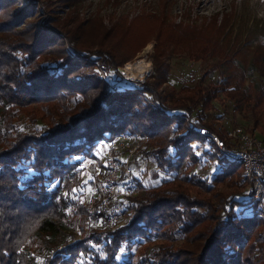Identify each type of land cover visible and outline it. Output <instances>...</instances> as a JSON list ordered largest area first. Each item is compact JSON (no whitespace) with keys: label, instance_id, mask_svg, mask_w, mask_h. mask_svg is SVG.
Instances as JSON below:
<instances>
[{"label":"trees","instance_id":"16d2710c","mask_svg":"<svg viewBox=\"0 0 264 264\" xmlns=\"http://www.w3.org/2000/svg\"><path fill=\"white\" fill-rule=\"evenodd\" d=\"M21 1L0 0V264H264V203L248 193L243 165L212 154L216 144L199 135L201 128L217 131L206 116L222 94L243 128L264 140V51L247 72L234 54L227 57L215 82L112 91L100 69L116 81L125 60L111 43L88 52L69 39L68 52L56 28L25 21L33 8ZM116 135L139 143L130 159L118 158L122 175L127 163L142 184L137 170L142 175L148 161L167 177L117 201L114 227L102 220L89 229L80 157L99 158L93 150L102 140L106 156ZM205 160L216 169L212 179L197 172ZM224 180L228 194L193 196L194 188L212 190L211 182ZM178 238L182 244L174 245Z\"/></svg>","mask_w":264,"mask_h":264},{"label":"rangeland","instance_id":"374dc122","mask_svg":"<svg viewBox=\"0 0 264 264\" xmlns=\"http://www.w3.org/2000/svg\"><path fill=\"white\" fill-rule=\"evenodd\" d=\"M22 1L18 5H22ZM26 1L31 3L28 2L29 8L33 10L25 21L44 23L48 29L56 28L55 32L60 36V41L68 52H70L69 39L73 42L77 40L83 42L88 52L98 49L97 43L99 42L111 43L112 50L119 58L125 60L116 68L120 75L116 81L112 78L113 76L111 77L102 68L100 69L102 79L112 91L121 84L139 87V83L142 82L147 86L151 85V88L156 87L158 91L171 89L177 91L182 85L191 87L197 82H215L221 78L220 72L226 67L227 57L234 54L233 60L244 66L247 72L251 66L252 57L264 51V0ZM218 25L222 27L220 32L217 31ZM215 33H217V41L214 43L210 37ZM201 51L206 52L203 54ZM235 51H238L237 54ZM138 59L147 62V71L142 79H128L122 71L123 67L126 63ZM156 62H161L162 72L159 73L158 79L155 76ZM255 81L254 77L247 79L249 85ZM156 83L157 86H155ZM219 95L213 100L217 108H212L206 117L214 124L217 135L222 137L229 146L231 141L226 137L227 131L235 126L242 128L245 126L240 124L238 113L230 109L229 100L225 99L222 94ZM253 135L261 138L258 132ZM103 144L102 140L93 150L95 155H101L99 158L80 157L83 159L81 165L86 163L85 165L94 167L97 172L103 174L105 170L103 164L106 158L102 151L101 145ZM211 153H217L221 158H226L219 149ZM212 165L205 160L198 168L196 167L197 172L212 179L216 171ZM143 167L144 172L141 175L139 174L141 171L137 170V176L139 175L142 185L145 186L144 190H148L167 177L161 174L162 172L157 173L148 161L143 162ZM229 182V180H224L223 182L213 181L210 185L207 183L212 187V190L207 191L194 188L196 191L193 196L196 200H202L211 196L214 189L224 195L228 194L230 192V188H227ZM77 192L83 193L82 198L85 199L83 189ZM196 192L199 194L196 195ZM247 197L239 195L237 200H246ZM198 211L204 212L205 210L198 208ZM125 219L124 216L122 221ZM201 227L202 225L193 229L192 233ZM260 233L261 241L264 242V229H260ZM242 236L240 235L241 238ZM78 237L85 238V235H78ZM173 243L179 245L182 244V240L178 238ZM229 250L230 252L236 251V247L234 249L230 247ZM131 251H135V248Z\"/></svg>","mask_w":264,"mask_h":264},{"label":"built area","instance_id":"2783aa9c","mask_svg":"<svg viewBox=\"0 0 264 264\" xmlns=\"http://www.w3.org/2000/svg\"><path fill=\"white\" fill-rule=\"evenodd\" d=\"M231 141L228 146L216 132L206 128L199 130L207 142H214L223 155L233 161H239L247 178V191L264 203V140L247 132L242 127H233L227 131ZM139 143H134L124 135H116L107 142V153L104 160L103 174L94 167L81 165L79 171L83 180L88 183L86 211L90 218V228L104 220L109 227H114L121 215V207L117 201L126 200L144 190L143 185L133 177L126 163L121 173L118 158L130 159L137 150ZM128 154V158H126ZM124 160V159H123ZM258 216H262L260 213Z\"/></svg>","mask_w":264,"mask_h":264},{"label":"bare ground","instance_id":"6f19581e","mask_svg":"<svg viewBox=\"0 0 264 264\" xmlns=\"http://www.w3.org/2000/svg\"><path fill=\"white\" fill-rule=\"evenodd\" d=\"M122 71L128 79H142L147 71V62L143 59L128 62Z\"/></svg>","mask_w":264,"mask_h":264}]
</instances>
